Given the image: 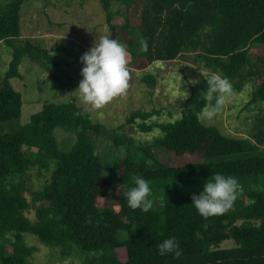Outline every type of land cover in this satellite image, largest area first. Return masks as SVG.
<instances>
[{
	"label": "trees",
	"instance_id": "obj_1",
	"mask_svg": "<svg viewBox=\"0 0 264 264\" xmlns=\"http://www.w3.org/2000/svg\"><path fill=\"white\" fill-rule=\"evenodd\" d=\"M26 1L10 0L0 7V42L11 49L8 68L0 77V123L20 118L22 95L10 80L21 78V60L56 64L53 50L21 35L20 14ZM102 1L110 23L108 1ZM144 1L140 34L127 41L132 61L144 58L150 65L193 52L208 74L189 85L178 119L148 123L164 114V108L139 109L126 118V124H136L140 132L156 128L161 136L140 146L117 131L122 126L111 135L107 132L113 144L107 168L95 151L103 125L93 123L73 101L45 104L28 123L10 124L7 132H0V264H34L36 249L25 244L23 234L62 252L94 253L91 264H264V189L246 191L243 202L238 190L228 211L203 217L191 205L192 196L199 193L174 185L214 173L264 176V154L220 160L264 152V118L244 137L224 135L199 121V114L211 103L206 99V80L212 72L229 81L260 76L247 104L264 105V0H138ZM163 6L167 10L162 14ZM141 40H147V51L141 50ZM252 45L257 46L256 62L248 56ZM141 83L154 89L157 77L145 74ZM56 128L63 131L58 140ZM61 135L71 137L67 146L62 145ZM120 147L123 155H118ZM160 152L183 162L161 163ZM137 175L150 182L153 203L147 212L130 208L123 196ZM119 232L125 237H118ZM171 237L182 254L159 255L156 245ZM227 240L233 246L220 247Z\"/></svg>",
	"mask_w": 264,
	"mask_h": 264
},
{
	"label": "rangeland",
	"instance_id": "obj_2",
	"mask_svg": "<svg viewBox=\"0 0 264 264\" xmlns=\"http://www.w3.org/2000/svg\"><path fill=\"white\" fill-rule=\"evenodd\" d=\"M9 1L0 0V7ZM107 1L108 10L112 13L110 23L107 20L102 0H27L24 3L20 14L22 37L48 50H53L56 64L41 66L27 57L21 60L18 67L21 78L10 80L12 87L22 95L21 115L12 123H0V132H7L11 127L10 124L17 127L28 123L30 117L39 112L45 104L73 101L91 118L93 123L103 125V133L96 138L95 151L101 158L103 166L107 168L113 153L112 139L106 138L107 132L111 135L113 134L111 131L122 126L117 131L130 135L140 146L152 138L161 136L159 129L155 128L144 133L137 129L136 124H126V118L130 113L139 109L164 108V114L152 117L148 123H168L180 117L183 104L189 96V85H193L191 81L202 80L208 74V70L195 61L193 52L182 53L173 61L155 62L150 65L144 58L132 61L127 41L136 38L138 33L140 34L139 28H142V24L139 23V15L143 13L146 1L142 3L138 0ZM166 10L167 8L163 6L162 14ZM151 15H154V12ZM102 36H111L126 45L129 53L130 79L124 96L116 97L102 109L95 110L82 103L79 93L75 90L82 80L83 64L80 57L94 45L95 39L99 41ZM248 56L256 62L258 57L256 45L249 47ZM10 58L11 49L0 42V77L6 72ZM145 74L157 77V85L154 89H148L141 83V77ZM245 80L237 78L230 80L233 87L231 99L221 106L212 119H205L201 115L209 105L206 106L199 114L200 123L205 126H215L224 135L250 136L258 119L264 118V105L247 104L253 88L261 81V77L253 76ZM61 133L63 131L60 128L55 129L54 134L57 140ZM60 140L62 145L67 146L71 137L61 135ZM117 152L118 155L125 153L122 147ZM263 154L264 152H254L229 155L220 160H238ZM158 159L161 163L172 166L183 162L181 158H176L166 152H160ZM236 179L240 195H243L242 202L246 200V191L264 189V176ZM206 180L177 181L174 185L176 189L200 193ZM32 185L33 188L34 185L37 188L35 183ZM122 191L123 188L119 187L118 193ZM24 196L28 199L25 193ZM157 204L154 201V205ZM28 217L32 219V216L28 215ZM118 237H125L124 232H119ZM23 239L27 246L36 249L31 259L34 264H91L95 255L77 250L62 252L59 248L41 243L30 234H23ZM232 246L231 240L224 241L220 245L222 248ZM9 252L10 250L7 249V254Z\"/></svg>",
	"mask_w": 264,
	"mask_h": 264
},
{
	"label": "clouds",
	"instance_id": "obj_3",
	"mask_svg": "<svg viewBox=\"0 0 264 264\" xmlns=\"http://www.w3.org/2000/svg\"><path fill=\"white\" fill-rule=\"evenodd\" d=\"M141 50H148L147 40H141ZM128 50L124 43L111 36L95 39L94 45L85 52L80 61L82 80L75 90L82 103L98 110L116 97L126 94L129 87ZM198 84V81H191ZM206 99L211 102L202 112V117L212 119L225 102L231 99L233 87L229 79L212 72L206 80ZM134 186L123 192L127 205L132 209L147 212L152 207L150 182L142 176H134ZM171 186V185H170ZM239 184L234 176L214 173L207 178L203 190L192 196V206L203 217L222 215L237 199ZM159 255L169 253L179 257L182 254L175 237L163 240L156 245Z\"/></svg>",
	"mask_w": 264,
	"mask_h": 264
}]
</instances>
